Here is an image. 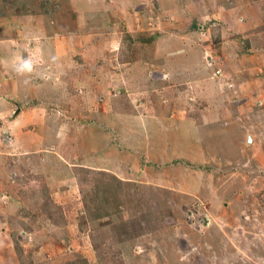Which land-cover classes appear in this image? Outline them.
Returning a JSON list of instances; mask_svg holds the SVG:
<instances>
[{"label":"rangeland","instance_id":"obj_1","mask_svg":"<svg viewBox=\"0 0 264 264\" xmlns=\"http://www.w3.org/2000/svg\"><path fill=\"white\" fill-rule=\"evenodd\" d=\"M0 264H264V0H0Z\"/></svg>","mask_w":264,"mask_h":264},{"label":"crops","instance_id":"obj_2","mask_svg":"<svg viewBox=\"0 0 264 264\" xmlns=\"http://www.w3.org/2000/svg\"><path fill=\"white\" fill-rule=\"evenodd\" d=\"M15 61H16V60H13V61L11 60V61L9 62L10 66H11V63H12V62H13L14 64H16ZM131 153H132V152H131ZM118 155H119L118 157H120V158L122 157V153L119 152ZM127 156H128L127 159H130L131 162H135V161H137V160L139 159V158H138L139 155H136V154H135L134 156H133L132 154H130V156H129V155H127Z\"/></svg>","mask_w":264,"mask_h":264},{"label":"clouds","instance_id":"obj_3","mask_svg":"<svg viewBox=\"0 0 264 264\" xmlns=\"http://www.w3.org/2000/svg\"><path fill=\"white\" fill-rule=\"evenodd\" d=\"M23 67L30 68V62L29 61H25Z\"/></svg>","mask_w":264,"mask_h":264},{"label":"trees","instance_id":"obj_4","mask_svg":"<svg viewBox=\"0 0 264 264\" xmlns=\"http://www.w3.org/2000/svg\"><path fill=\"white\" fill-rule=\"evenodd\" d=\"M16 250H18L19 254H22V253H20V252H22V250L19 247H17Z\"/></svg>","mask_w":264,"mask_h":264},{"label":"water","instance_id":"obj_5","mask_svg":"<svg viewBox=\"0 0 264 264\" xmlns=\"http://www.w3.org/2000/svg\"><path fill=\"white\" fill-rule=\"evenodd\" d=\"M250 141H251V139H250Z\"/></svg>","mask_w":264,"mask_h":264}]
</instances>
